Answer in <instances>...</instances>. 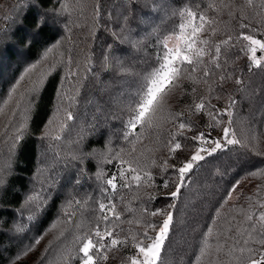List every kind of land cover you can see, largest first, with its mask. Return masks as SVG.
<instances>
[{"label":"trees","instance_id":"trees-1","mask_svg":"<svg viewBox=\"0 0 264 264\" xmlns=\"http://www.w3.org/2000/svg\"><path fill=\"white\" fill-rule=\"evenodd\" d=\"M254 3L258 6L260 0ZM209 4L214 7L209 8ZM241 6H245V0H159L158 3L154 0H0V264H13V261L64 264L69 255H77L79 244L75 237L82 230L76 225L94 227L97 208L94 202L105 199L101 189L109 187L106 180L113 175L117 189L112 199L122 222L117 229L123 230L121 237L129 230L143 232L145 220L162 223L165 218L164 215L149 217L142 209H165L172 211L173 223L161 251L163 264H217L228 259L214 250L210 255H200L207 228L213 227L214 237L225 218L235 215L243 219L244 212L264 211L259 206L264 204V176L246 175L264 169V155L252 151L255 148L264 153V71L248 69L251 56L248 48L252 46L242 38L237 39L243 32L264 42V21L257 15L261 11L258 7L245 6L251 18L245 23L250 28L242 29L238 20ZM186 8L215 19L212 25L215 32L205 31L202 39L215 44L232 37L230 43L235 46L226 50L227 68L230 72L234 70L235 76L243 77L244 86L241 90L234 78L217 86L213 81L218 79L219 72L209 83L199 79L200 72L193 74L196 79H183L167 96L163 114L164 117L179 114L178 118L161 119L155 127H138L142 135L132 156L142 165H150L152 181L150 186L143 183L142 177L137 185L131 180L130 171L124 172L125 179L120 178L119 171L126 166L111 157L119 152L125 159L129 158L132 145L124 139L125 125L131 115L127 110L129 96L140 84L144 69L156 63L157 37L176 30L183 19L179 12ZM114 33H119V37ZM49 48L52 51L45 59L44 53ZM108 52L111 56L106 58ZM69 56L73 60L72 71L76 72L79 65V77L66 79ZM88 57H91V69L86 72ZM204 59L207 61L209 57L206 55ZM14 85L16 92L11 91ZM210 85L215 88L216 97L211 104L217 109H224L229 97L237 101L232 128L242 143L228 145L200 162L190 173V181L180 198L172 200L168 193L174 190V184L170 183L167 189L161 185L171 169L166 173L159 165L164 160L169 164L183 162L193 154V135L217 134L228 120L222 116L224 124L209 127L215 123L212 118L193 111L194 101L210 95ZM33 87L37 88L35 93L30 91ZM72 100L76 102L70 110L76 118L67 121V127L61 131L59 126L68 110L65 106ZM180 121L190 122L192 129L179 130ZM20 125L26 131L13 146ZM177 131H183L188 139L178 136L184 147L169 157L165 145ZM46 133L53 138L43 139ZM56 135L61 138L54 139ZM73 155L78 158L72 159ZM53 158L59 163L52 164ZM217 169L226 175H219ZM74 177L78 183L73 182ZM53 178L55 185L51 183ZM237 181L236 190L248 186L249 189L235 203L229 199L221 207L228 189ZM126 182L131 187L121 188ZM33 191L48 197L37 212H33L32 206L23 207L25 196ZM71 197L86 199L87 205L66 207ZM170 203L175 208H169ZM218 209L221 217L212 225ZM65 212L74 223L67 222ZM30 215L35 219L29 222ZM129 220L133 223L129 224ZM37 239L39 243H35ZM210 239L214 244V238ZM131 243L129 239L128 246L113 249L108 258L117 261L122 257L126 261L131 255L127 254ZM70 264L79 261L72 260Z\"/></svg>","mask_w":264,"mask_h":264},{"label":"snow or ice","instance_id":"snow-or-ice-1","mask_svg":"<svg viewBox=\"0 0 264 264\" xmlns=\"http://www.w3.org/2000/svg\"><path fill=\"white\" fill-rule=\"evenodd\" d=\"M159 0H154V3H158ZM245 6L251 8H259L261 11L257 12L261 20L264 21V0H260L257 6L254 0H245ZM245 6H241L239 11L240 15L238 20L240 21V27L250 28V25L245 23L246 20L251 18L245 11ZM63 7V6H62ZM209 8H213L214 5L209 4ZM228 7V5H224ZM95 15L98 20L100 15V8L97 6L95 9ZM179 15L183 18L182 22L177 26V29L170 34L157 37L156 43L159 46V51L156 55V63L149 68L144 69L141 76V82L135 89V92L130 94L127 103V110L131 113L128 121L126 122V130L124 132V139L132 145V149L129 152V158L125 159L119 152L115 153L111 159H118L122 167L119 171L121 179H125L124 172L130 171L132 173L131 180L135 181L139 185L144 178L143 183L149 184L152 181V175L149 172V164H141L140 161L132 156V152L135 151L136 144L140 141L142 132L138 131V127L143 129L145 127L158 126L161 119L171 118L177 119L179 114L172 115L171 117H164L166 99L169 93L180 86L183 79H196L193 74L200 72L199 79L204 83L216 77L219 72L217 80H214L217 86H222L223 82L234 78L236 85L241 86V90L244 86L242 76H235V71L231 72L227 68V48L235 46L231 44L232 37L229 36L226 40H222L219 43L210 44L208 39H202L201 34L205 31L215 32V28L212 25L215 24V19L210 18L204 12H197L193 9L186 8L179 12ZM126 19V18H125ZM206 25L208 26L206 29ZM187 29H190L187 30ZM119 37V33H114ZM243 39L247 41L250 46L248 50L252 53L249 57L248 69L252 70L253 67L264 71V64L261 63V59L256 58L257 47L264 51V42L255 39L252 35L240 33L237 39ZM25 43L31 44L30 41ZM222 48L225 51L222 52ZM214 49V51H213ZM52 51L51 48L46 49L44 58H47L48 53ZM241 51H244L242 48ZM208 56L206 61L204 58ZM111 56V52L106 53V58ZM224 56L222 60L221 57ZM73 60L69 56L67 59L68 76L66 79L72 77H79V65H77V71H72ZM36 65H32L35 68ZM91 69V57L86 60L85 71ZM31 71V69H29ZM23 79V77H21ZM18 83V82H17ZM12 92H16V86L11 89ZM31 92L37 91L36 87H33ZM196 89L193 88L192 92ZM210 95L208 97H202L199 102L193 103V111L195 113H205L215 122L210 124L209 127L215 125L224 124L225 122L220 119L222 116H227L228 120L226 126L223 127V135L218 138H213L211 133L198 132L191 137L193 141V154L189 158L178 164H169L167 160H164L159 166L164 172H171L169 175L164 176L161 185L163 188H169V184H174V190L170 191L168 195L172 200H177L182 195V189L185 188L190 181V173L193 172L196 166L200 165V162L206 161L207 158L212 157L218 150H225L228 145H237L242 142L236 138L235 132L232 128V117L234 115V108L237 101L229 97L227 106L224 109H217L215 105L211 104V100L215 97V88H209ZM35 97L33 96V100ZM75 100L65 106L64 122L60 124V130L63 131L67 127V121L74 120L76 116L70 110L75 104ZM193 125L187 121H180L178 124L179 130H191ZM26 128L24 125L18 126L17 135L13 137V146L16 142L22 138L25 134ZM183 136V131H177L170 135V139L166 143L165 147L169 157H174L177 151L182 150L184 144L177 137ZM131 137V138H130ZM53 138L49 133H46L43 139ZM61 137L56 135L54 139L59 140ZM245 146L246 145H242ZM256 155H264L258 149H252ZM76 155L72 156V159H77ZM110 162V160L108 161ZM59 163V160L53 158L52 164ZM152 163H155L153 161ZM219 175H226V172H220L217 169ZM246 175L249 176H264V169L259 171H250ZM74 183H78V178H73ZM53 185L56 184L55 179L51 180ZM105 187L101 189L104 195V200H98L94 203L97 205L96 211V223L94 227H88L87 225H76L77 229L82 230V234H78L75 237V242L79 244L77 249V255H69L67 261L64 264H70L72 260L79 261V264H99L101 261L108 260V253L113 249H119L120 247L128 246L129 239H131L132 246L136 249V254L129 257L130 264H163L161 261V251L163 249L165 240L168 238V233L171 230L173 223L172 211L165 209L149 210L147 208L142 209V212L149 217H155L158 215H164L162 223H151L148 221L143 222V232L134 233L129 230V233L121 237V230L119 224L120 214L116 211V204L113 202V195L116 192V176L106 180ZM151 186V185H150ZM239 186L237 181L232 185L226 194V197L221 202L227 203L232 197V193L236 191ZM35 187V186H34ZM123 187H131L130 182H126L121 185ZM48 197L44 196L42 192L33 191L31 194L25 196L23 207L32 206L33 212L40 211ZM72 205L81 206L87 205V200L76 199L71 197L66 204V207ZM264 208V204L259 205ZM169 208H175L174 203H170ZM65 217L68 218L67 222H72L68 213L65 212ZM114 217V218H113ZM221 217V212L216 210L214 218L211 220L212 225L217 224V218ZM35 219L34 215L28 217L29 222ZM136 223H140L141 220H136ZM129 224L133 223L132 220L128 221ZM21 230V229H18ZM155 232V236H151L149 232ZM213 227H208L206 232L202 236L200 255H210L214 250L215 253H223L228 257L227 260L217 261V264H264V211L252 212L247 211L243 214V219H237L235 215L231 218H225V222L219 225L215 231L213 237ZM210 238H214L215 243L211 242ZM39 243V239L35 241ZM30 248V246H29ZM26 254V252L24 253ZM142 257V259H141ZM19 254L16 257L18 260ZM15 264V261H13Z\"/></svg>","mask_w":264,"mask_h":264},{"label":"rangeland","instance_id":"rangeland-1","mask_svg":"<svg viewBox=\"0 0 264 264\" xmlns=\"http://www.w3.org/2000/svg\"><path fill=\"white\" fill-rule=\"evenodd\" d=\"M252 47H256V46H252ZM251 55H252V53H251ZM256 58L261 59V62L264 61V51H261L258 47H257V51H256ZM222 135H223V132L221 131V132H218L217 134H212V137L218 138V137H221ZM248 189H249V186H248V188L239 187V189H237L235 192L232 193L231 202L235 203L237 201V199L239 198V195ZM127 254L128 255L131 254L129 257L136 254V249L132 246V243L128 247ZM121 258L117 259V261H116V259H113L112 257H110V258H108L107 261H103V264H119L118 262H121L125 259V258H122V259ZM141 259H142V257H141ZM121 264H130L129 258H126V261L121 262Z\"/></svg>","mask_w":264,"mask_h":264}]
</instances>
